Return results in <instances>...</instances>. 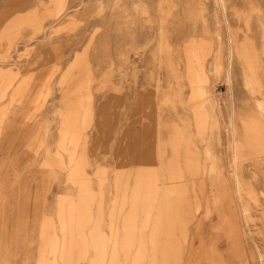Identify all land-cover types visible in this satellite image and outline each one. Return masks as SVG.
<instances>
[{
    "label": "rangeland",
    "instance_id": "obj_1",
    "mask_svg": "<svg viewBox=\"0 0 264 264\" xmlns=\"http://www.w3.org/2000/svg\"><path fill=\"white\" fill-rule=\"evenodd\" d=\"M264 0H0V264H259Z\"/></svg>",
    "mask_w": 264,
    "mask_h": 264
},
{
    "label": "built area",
    "instance_id": "obj_2",
    "mask_svg": "<svg viewBox=\"0 0 264 264\" xmlns=\"http://www.w3.org/2000/svg\"><path fill=\"white\" fill-rule=\"evenodd\" d=\"M259 264H264V259H259Z\"/></svg>",
    "mask_w": 264,
    "mask_h": 264
}]
</instances>
